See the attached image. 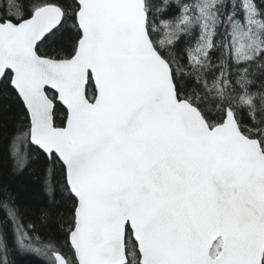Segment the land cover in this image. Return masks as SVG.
Masks as SVG:
<instances>
[{
  "label": "snow or ice",
  "instance_id": "6c2138e0",
  "mask_svg": "<svg viewBox=\"0 0 264 264\" xmlns=\"http://www.w3.org/2000/svg\"><path fill=\"white\" fill-rule=\"evenodd\" d=\"M4 139L0 264H264V0H4Z\"/></svg>",
  "mask_w": 264,
  "mask_h": 264
},
{
  "label": "trees",
  "instance_id": "16d2710c",
  "mask_svg": "<svg viewBox=\"0 0 264 264\" xmlns=\"http://www.w3.org/2000/svg\"><path fill=\"white\" fill-rule=\"evenodd\" d=\"M4 0H0L2 4ZM11 123V121H9ZM7 135V133L5 134ZM12 161L8 156V143L7 139L0 140V179L5 183L11 184L19 189H26L29 187V181L26 177H14L11 175ZM31 195L32 193H26ZM19 264H39V261L36 257L25 256L19 258Z\"/></svg>",
  "mask_w": 264,
  "mask_h": 264
}]
</instances>
